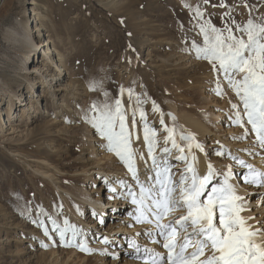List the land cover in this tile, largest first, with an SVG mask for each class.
Masks as SVG:
<instances>
[{
    "label": "rangeland",
    "instance_id": "rangeland-1",
    "mask_svg": "<svg viewBox=\"0 0 264 264\" xmlns=\"http://www.w3.org/2000/svg\"><path fill=\"white\" fill-rule=\"evenodd\" d=\"M33 1L36 4L29 6L38 13L37 20L44 24V32L53 48H57L60 57L65 59L67 70L62 81L68 80L72 83L70 90L66 92L65 101L61 99L55 104L49 99L43 102L41 109L49 111L44 114L47 118L38 120L33 109L20 107L17 98L19 96L14 98L12 111L16 110L15 114L10 115V91L16 90V85L24 80L25 68L35 63L28 58L25 60V57L18 59L17 53L5 38L6 29L16 24L17 13L27 1L2 0L0 75L6 77L10 88L4 92V99L0 101L4 113L0 115V256L6 255L5 259H9V252L13 251L15 261L19 257L22 260H33L34 254L56 251L54 256L59 252L62 254L59 262L54 261L53 264H62L64 255L66 257L63 264H124L127 259L134 263L136 261L140 264H153L152 257L160 253L164 259L160 260L159 264H171L167 260L168 249L163 246L165 237L161 235L155 217L149 215L151 223L137 222L139 205L133 203V194L139 199L142 186L152 187L155 194L159 187L156 176L158 171L167 167L172 179L178 181V171L181 170L176 168V163L180 160L162 151L165 146L162 139L166 136L162 123L155 124L150 122V119L144 121L138 116L140 105L137 100H144L146 106L151 104L150 93L137 84L139 77H154L158 88L153 93L160 107L156 106V110L152 108L151 111L159 114L160 118L170 115L171 109L167 100L172 99H176L177 103L183 99L180 104L183 108L187 107L189 113H195L206 121L205 111L215 109L223 112L226 120H223L221 126L218 122H209L212 131L203 134L204 136L197 134L200 135L198 137L196 133L194 135L186 129L182 130L180 136H195L196 141L202 145L204 154L209 158L208 162L218 173V180L211 181L209 187L222 183L229 168L232 171L230 183L245 184L248 189L245 196L238 192L237 194L254 205L249 207V213L246 209L241 215L252 218L247 223L253 228L264 229V185L245 182L244 177L248 174V169L239 163L244 160L256 169L264 171V148L257 141L251 125L246 123V117L243 127L235 123L238 111L243 116V104L229 85L225 73L213 67V64L218 62L204 58L197 51L198 47H205L201 25L214 26L225 37L228 35L227 30L231 29L235 36L247 39V33L241 29L247 26L249 20L257 25L264 24V0ZM197 9L202 15L197 14ZM215 35L209 28V36ZM30 50L31 48L26 52L29 53ZM40 50L41 54H37V59L41 60L45 56L42 49ZM160 69H163V73ZM242 75L237 73L235 78L240 79ZM218 83L223 90L222 94L217 90ZM151 84L153 82L149 86ZM28 89V86L23 88L25 100L29 96L26 94ZM126 90H131V94L126 93ZM41 91L42 86L38 89L39 93ZM178 91H184V95L177 97ZM56 93L59 98L65 94ZM207 94L214 97L217 102L215 106L205 103ZM105 97L116 99L115 103L110 105L112 107H108L113 111L116 101H121L131 132V147L135 154L137 175L141 176L142 182L146 179L149 183L152 182L151 185L135 182L127 164L115 151L110 150L107 137L95 127L92 118L99 117L100 114L99 111L93 110L91 99H94L96 108L103 111L105 106L101 100H106ZM123 97L126 98L125 102L122 101ZM232 102L237 104L238 108H233ZM23 111H26L25 117L21 118ZM132 112H135V115ZM183 113L179 108V112L173 113L172 117L179 119V115ZM49 122H56L57 127L56 124L51 125L50 134H41L31 141L33 131ZM118 123L119 121L116 131H119ZM145 123L156 132V166H153L152 159L144 158L145 152L140 150L138 139L140 133L144 136ZM62 126L70 128L67 135L61 140L49 139L58 134ZM56 144L59 146L55 147ZM36 148L46 152V159L34 156L36 153L33 150ZM163 155L166 157H162ZM149 156L152 157L151 154ZM73 161L78 162L75 165L77 167L68 165ZM230 161L233 163L231 167L228 163ZM101 168L102 173H99L98 169ZM90 176H95L97 180L92 182ZM238 177L243 180L238 182ZM111 178L123 185L115 188ZM83 186L90 189L85 197L97 199L102 195L122 209L107 211L109 215L105 214V219L94 220L87 225L88 231L84 235L78 234L74 237L65 229L67 223H63L62 218L70 215L71 211L77 213L72 210L73 207L68 208L67 204L69 205L70 199H82L78 190L84 188ZM64 188L73 189L75 194ZM97 189H100V194ZM65 197L69 200H64ZM256 201L258 203H254ZM85 205L86 217L91 204L87 202ZM106 208L108 209L107 206ZM185 214L186 209L177 208L164 216L160 222L168 224ZM79 216L82 217L80 214ZM6 217L9 222L18 223L19 229L6 234ZM110 227L115 229L106 236L105 232ZM22 229H29L28 233L23 235ZM177 230V243H182L184 232L178 226ZM61 231L64 232L63 238ZM7 235H10V238H7ZM115 236L119 237L116 239ZM14 237L17 239L16 243H13ZM80 244H84L91 251L83 250L78 246ZM133 245H137L138 249ZM191 251L192 248L189 247L186 254ZM209 254L208 251L205 252V256ZM36 260L38 259L33 262Z\"/></svg>",
    "mask_w": 264,
    "mask_h": 264
},
{
    "label": "snow or ice",
    "instance_id": "snow-or-ice-1",
    "mask_svg": "<svg viewBox=\"0 0 264 264\" xmlns=\"http://www.w3.org/2000/svg\"><path fill=\"white\" fill-rule=\"evenodd\" d=\"M197 14L202 15L198 9ZM209 28L216 34L214 37L209 36ZM201 31L204 33L205 47H198L197 51L204 58L218 62L214 63L213 67L225 73L229 85L243 104V116L238 111L235 123L243 127L246 117V123L251 125L257 141L264 148V24L257 25L249 20L247 26L241 29L247 33V39L235 36L231 29L227 30L228 35L225 37L220 30L211 25L207 27L201 25ZM237 73L243 74L240 79L235 78ZM217 90L222 94L223 90L219 83ZM129 93L131 94V90ZM153 104L156 110L155 103ZM232 107L238 108V105L233 104ZM92 108L94 111H100L95 104ZM140 116L145 119L143 110L140 111ZM92 119L95 127L107 137L110 150L115 151L127 164L133 176H136L131 132L126 123L127 118L121 101H116L115 111L106 106L105 110L100 111L99 117ZM117 120L119 131H116ZM166 130L168 135L164 138L165 145L170 141L172 147L181 153L177 159L187 160L188 157L183 154L185 149L176 142L174 129ZM247 131L246 128L245 132ZM155 136V129H150L145 123L144 139L148 142L153 166L157 165ZM181 139L194 140V137L182 135ZM194 146L203 151L199 143H195ZM191 147L192 145H189V149ZM162 151L167 153L170 149L165 146ZM195 160L196 157L193 155V163H189L185 170L186 173H191L190 177L183 174L178 181H174L169 168L164 167L156 173L159 187L155 194L151 188L143 186L139 199L133 194V203L139 205L137 222L151 223L149 215L155 217L157 227L165 237L163 246L168 249L167 260L171 264H264V229L253 228L247 223L252 218L241 215L246 210L244 197L238 195L235 185L230 183L231 169L229 168L224 174L222 183L209 187L216 174L215 169L209 163L207 174L201 176L194 167ZM239 163L248 169V174L244 177L245 182L264 185V171L256 169L244 160H240ZM177 208L186 209V214L168 224L160 222L164 216ZM177 226L184 232L182 243H177L179 235ZM60 235L63 238L64 232L61 231ZM73 235L75 236V233ZM78 246L83 250L91 251L84 244ZM133 246L138 249L137 245ZM189 247L192 251L186 254V249ZM206 251L210 253L207 256H205ZM162 259H164L163 255L157 253L152 257L153 264H159Z\"/></svg>",
    "mask_w": 264,
    "mask_h": 264
},
{
    "label": "bare ground",
    "instance_id": "bare-ground-1",
    "mask_svg": "<svg viewBox=\"0 0 264 264\" xmlns=\"http://www.w3.org/2000/svg\"><path fill=\"white\" fill-rule=\"evenodd\" d=\"M25 1H27L26 5L22 4L19 12L17 13L16 24L14 26L8 27L6 29L5 38L9 42V44L13 47V50H15V52L17 53L18 59L25 57L24 58L25 60H27V58H28V59H30L31 62L33 61L35 64H33L30 67L25 68L26 72L24 73V80L21 83H18V85H16V88H17L16 90L14 89V90L10 91V100L8 101V110L10 111L11 116H13L15 114L16 110L14 112L12 111L13 105L15 103L14 98L16 96H19V97H17L19 102H20L19 106L20 107L26 106L27 109H33L34 112L37 113V119L41 120V119L47 118L48 116L46 117L44 114H45V112H47V114L49 112L47 110L42 111L41 108L43 107V102H45L49 99H52L53 102H55V104H57V102H59V100H61V99H63L65 101L67 98L66 92L68 90H70L72 82H70L68 80L62 81L63 78L65 77L64 72L67 70V68L65 66V59L60 57V55H59L60 51L57 48H53L51 41L47 38L46 33L44 32V30H45V27L43 26L44 24H42V23L40 24L39 20H37L38 19V17H37L38 13L36 11H33V7L29 6L32 4H36V2H34L33 0H25ZM30 48H31V50L29 51V53H27L26 50L30 49ZM39 49H42V54L44 56H46L48 59H46L45 57L41 58V60L37 59V54H41V50L39 51ZM14 60L15 59H13V61ZM180 60L181 59H177V61H180ZM164 62H165V60H164ZM175 65L178 66L177 63ZM160 71L163 73V69H160ZM154 80H155L154 77H153V79L145 78V77H139V79L137 81V84H140V86L143 87L146 92L148 91L150 93L149 101H151V104L149 106H146L144 104V100H142V99L137 100L138 104L140 105V109L138 110V116H140V111L143 110L144 113L146 112L145 113V119L146 120L150 119V122H154L155 124H157L159 122L161 123V120H162L163 121L162 128L164 130H166L168 128L174 129V137L176 139V142H177V144L180 145V147L185 149L183 154L188 157L187 160H180L179 159L180 161H178L176 163V168L181 169L180 171H178L180 176L183 174H187L189 177L191 176V173H186L185 170H186L187 165L189 163H193V161H192L193 155L196 157V160L194 162V167L197 169L198 174L201 176L206 175L207 174V166L209 164V162H208L209 158L204 154L203 151H201L199 148H196L194 146L195 143H199L198 141H196L195 136H194L195 140H184V139H181L182 134L180 136V133L182 132V130L186 129V130L192 132V134L196 133V135L201 134L202 136H204L206 133L212 131L210 126H209V122H211L213 124H214V122H218V125L221 126L223 120L224 121L226 120L224 118L223 112L222 111L219 112V110H215V109H209L208 111H205V116L207 118V121H206L205 119H202L201 117L197 116L195 113H189V109L187 107L183 108L180 105L181 102H183V99L182 100L180 99V101L177 99L178 103H177L176 99H172L171 101L167 100L169 107L171 109L170 115L165 116L163 118L162 117L160 118L159 114H154V112L151 111L152 108L154 109L153 102L155 103V106L160 107L157 104L158 102H156V100H155V94H154L155 92L154 91L158 88V85H156L157 83ZM152 82H153V84H151V86H149V84ZM24 86H28V88H29L28 91H26V94L27 93L29 94V96L26 100H25V94H23L24 93V91H23ZM41 86H42V91L39 93L38 89ZM9 88H10V86H9V83H8V80L6 79V77L4 78V76L0 75V101L4 99L3 94H4V92H7V90ZM56 92H59V93L62 92L65 94H63V96L61 98H59L58 97L59 94H57ZM183 92L184 91H182L180 93V91H178L176 96L182 97V95H184ZM126 93L129 94V90H126ZM206 96L207 97H206L205 103H209V104H211V106H215L217 104V102H215L214 97H209L208 94ZM113 98H108V99L106 98V100H104V99L103 100L100 99V100L102 101V105H104L105 107L106 106L109 107L116 100ZM93 100L91 99V103H90L91 106H93ZM122 101L125 102L126 98L123 97ZM39 102L41 103V105ZM233 102H232V104H233ZM223 103H224V101H223ZM224 104H226V103H224ZM110 107H112V106H110ZM179 108L184 113L179 115V119L175 118L174 116H173L174 117L173 118L172 114L179 112ZM16 109H17V106H16ZM25 109H23V110H25ZM100 111H99V114H100ZM2 113H3V108H1V106H0V115L1 116H2ZM25 113H26V111H23L22 114L20 115V117L24 118ZM83 118H85V117H83ZM145 119H144V121H145ZM53 124H56V127H57L56 122H54V123L49 122L48 124L45 123L44 126L38 127L35 131H33L34 135L31 137V141L36 136H39V135L41 136V134H44V135L46 133L50 134V131H51L50 126ZM141 128H143V127H141ZM69 129L70 128H68V127L63 128V126H62L61 130H59V133L56 135H53V137L49 138V139L53 140V138H54V140H61L64 138V136L67 135V133L69 132ZM227 130H230V129H227ZM165 134H166V136L168 135L167 130H166ZM176 135H178L177 138H176ZM166 136H164V138ZM198 137H200V135ZM164 138L162 140L165 141ZM138 140L140 141V150L145 152L144 156L146 155V157H144V158L152 159V157L149 156L148 142L144 139V136L142 133H140ZM189 145H192L191 149H189ZM58 146L56 144L55 147H58ZM165 146H167L170 150L172 149V151L166 153L167 155H170V157H172V158L176 157L177 158L181 155V153L176 148L172 147V144L170 141ZM39 148H36L35 150H33L36 153L34 156L37 158L46 159V156H48V155L46 154L45 151H43ZM165 155H163L162 157H164ZM228 163H229L230 167L233 166V163L231 161ZM58 164H60V162H58ZM76 164H78V162L73 161L72 163H70L68 165L73 166V167H77V166H75ZM216 164H219V163L216 162ZM98 171H99V173H102V168L98 169ZM108 176L109 175H107V177ZM130 176H132V175H130ZM130 176H127V177L129 178ZM139 176L140 175L133 176V179L135 180V182H137V183L141 182V183H144L146 185H149L150 183H152V182L149 183V181H147V179L142 182V179L140 180L141 176L140 177ZM180 176H179V178H180ZM115 178L118 179L117 177H115ZM138 178H139V180H138ZM90 179L92 180V182H95L97 180L95 178V176H90ZM111 179L113 180V184H114L115 188H117L119 185H123V183L122 184L116 183V181H117L116 179L115 180L113 178H111ZM133 179H132V181H133ZM214 180H218V173L217 172L214 175L212 181H214ZM240 180H243V179L242 178L240 179L238 177V182ZM130 182H131V180H130ZM130 182L128 183L129 186L133 183V182H131V184H130ZM147 183H149V184H147ZM232 184L235 185L237 192L239 194L245 196V193H247L248 189L243 182L242 183L232 182ZM74 186L76 187L75 183H74ZM120 187H121L120 189H122V186H120ZM149 188L153 189L150 186H149ZM120 189H119V191H120ZM64 190L70 191L71 194H72V192L74 193V191H72L73 189L64 188ZM89 190L90 189H87V187L79 188L78 193H79V196L82 198L81 199L82 201L80 199H77L80 201H74L71 199L69 200L67 197V199L70 202L69 205L67 204V207L68 208L73 207L72 210L76 211L77 213L71 211L70 215L68 214L62 218V222L63 223L67 222V225L64 227L72 235L74 233H75V235H78V234L84 235L88 231L87 225L89 223L94 222V220H96V219H100V220L105 219L104 215L105 214L109 215V212L107 213V211H109V210H114L117 208H119L120 210L122 209L121 206L118 207L114 201H111L110 199H105L104 196H102V195H99L97 199H93V197H85V195H87V192ZM97 190L100 194V189H97ZM67 199L65 197L64 200H67ZM258 201H260V200H258ZM65 202H67V201H65ZM87 202H90L91 205H90V210L88 211L89 214H87L85 217V214H84L85 213V207H86L85 204H87ZM254 203H258V202L256 201ZM251 204H253V202L251 203L250 200H244V208L247 209L248 213H249V207L251 206ZM106 206L108 207V209L106 208ZM79 214L82 215V217H80ZM246 215H247V213H246ZM87 217L90 219H88ZM9 219H10V217H9ZM5 220L6 221H5L4 225L6 226V234L12 233V231H16V229H19L17 227L18 223L16 224L12 220H11L12 222H9L8 217H6ZM64 227H63V229H64ZM28 228H30V227H28ZM114 229L115 228L110 227V229H108V231L105 232L106 236H108V232L114 231ZM28 230L22 229V234L26 235V233H28ZM118 237L119 236H117V237L115 236L116 239ZM7 238H10V235ZM13 240H14L13 243L17 242V239L15 237ZM178 243H181V242L179 241ZM1 250L2 249H0V251ZM8 251L9 250H7V252ZM18 252H20V251H18ZM55 252L56 251H51V253H49V254L43 252L41 254L39 253L38 255L32 254L34 259H38V260H36V262H33L34 259L33 260H27V259L22 260L20 257L17 261H15V260H13V255H15V252L10 251L9 252L10 253L9 259H5L7 257L6 255H5V257L0 256V264H53L54 261L59 262L60 255L62 254L61 252H59L57 254V256H54L56 254ZM20 255H21V253L18 254V256H20ZM64 257H66V256L64 255ZM64 257H62V259H61L62 264L65 263ZM70 257H71V255L69 256V258ZM124 260H126V259H124ZM124 264H140V263H137L136 261L134 263L132 261H128V259H127V262H125Z\"/></svg>",
    "mask_w": 264,
    "mask_h": 264
},
{
    "label": "water",
    "instance_id": "water-1",
    "mask_svg": "<svg viewBox=\"0 0 264 264\" xmlns=\"http://www.w3.org/2000/svg\"><path fill=\"white\" fill-rule=\"evenodd\" d=\"M2 0H0V6H1Z\"/></svg>",
    "mask_w": 264,
    "mask_h": 264
}]
</instances>
